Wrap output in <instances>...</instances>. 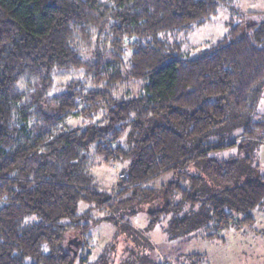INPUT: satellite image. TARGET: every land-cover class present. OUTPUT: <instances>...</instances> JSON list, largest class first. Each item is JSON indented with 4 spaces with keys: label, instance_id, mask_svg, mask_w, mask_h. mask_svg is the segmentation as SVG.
Returning a JSON list of instances; mask_svg holds the SVG:
<instances>
[{
    "label": "trees",
    "instance_id": "trees-1",
    "mask_svg": "<svg viewBox=\"0 0 264 264\" xmlns=\"http://www.w3.org/2000/svg\"><path fill=\"white\" fill-rule=\"evenodd\" d=\"M223 1L0 0V264H170L132 223L143 209L174 238L254 223L264 175L210 151L264 139V114L236 136L220 130L263 94L264 17L230 23L196 57L161 36ZM64 72L76 73L59 89ZM130 81L140 90L119 92ZM114 164L115 187H101L94 168ZM105 222L114 231L94 257Z\"/></svg>",
    "mask_w": 264,
    "mask_h": 264
},
{
    "label": "rangeland",
    "instance_id": "rangeland-1",
    "mask_svg": "<svg viewBox=\"0 0 264 264\" xmlns=\"http://www.w3.org/2000/svg\"><path fill=\"white\" fill-rule=\"evenodd\" d=\"M237 10L240 14L237 15ZM250 11V12H249ZM257 11V12H254ZM259 11H264V0H224L221 2L218 13L211 16L205 22L195 25L192 29H178L162 34L166 40L173 43L178 41L181 53L186 57H196L202 50L217 44L230 34V23H243L246 20L260 19L264 17ZM60 72V71H59ZM63 72V71H62ZM76 73V72H75ZM74 72L61 73L62 81L58 80L57 87L63 88L62 76H75ZM58 79V77H57ZM56 87V85H55ZM53 88V91L55 90ZM130 91L136 94L140 90V82L130 81L120 86L119 92ZM264 114V88L256 106L249 112L237 114L229 110L226 123L220 130L229 136L240 134L249 119H258ZM68 122L72 125L82 124L81 118L69 117ZM254 150L241 148L240 144L214 148L210 154L215 157H227L235 155L240 160L241 175H264V139L255 137ZM249 156V158H247ZM123 165H100L94 168L98 175L101 187H115V182L121 173ZM200 174L204 172L197 170ZM172 175H166V178ZM252 213L254 223H246L237 226L234 222L230 227L218 229L214 236H206L205 228L183 234L180 237H171L166 231L167 220L158 222L154 227L148 228L150 217L145 209L141 210L132 218L134 226L148 237L153 245L152 256L160 263L181 264H264V203L257 205L248 211ZM247 212L235 213L241 217ZM114 227L105 222L92 230L95 241L94 257L101 254V247L112 237ZM77 239V237H76ZM89 248L84 249V254ZM191 253H200L201 259L194 262L189 257Z\"/></svg>",
    "mask_w": 264,
    "mask_h": 264
},
{
    "label": "water",
    "instance_id": "water-1",
    "mask_svg": "<svg viewBox=\"0 0 264 264\" xmlns=\"http://www.w3.org/2000/svg\"><path fill=\"white\" fill-rule=\"evenodd\" d=\"M81 241L78 242V244L80 243Z\"/></svg>",
    "mask_w": 264,
    "mask_h": 264
}]
</instances>
